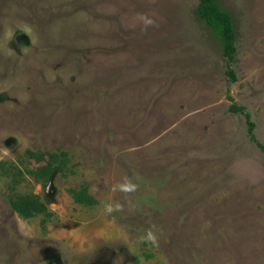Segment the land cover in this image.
Segmentation results:
<instances>
[{
  "label": "rangeland",
  "instance_id": "rangeland-1",
  "mask_svg": "<svg viewBox=\"0 0 264 264\" xmlns=\"http://www.w3.org/2000/svg\"><path fill=\"white\" fill-rule=\"evenodd\" d=\"M216 1L235 82L199 0H0V264H264V0Z\"/></svg>",
  "mask_w": 264,
  "mask_h": 264
},
{
  "label": "trees",
  "instance_id": "trees-1",
  "mask_svg": "<svg viewBox=\"0 0 264 264\" xmlns=\"http://www.w3.org/2000/svg\"><path fill=\"white\" fill-rule=\"evenodd\" d=\"M197 16L199 20L206 24V26L211 30L214 36L218 39L220 43V50L222 55L227 59V73L231 80L235 82L237 76L235 71L231 68L237 55V34L235 30V25L232 20L231 15L223 10L216 0H199L197 9ZM231 112L243 113L244 108L239 106H231ZM248 124H249V134L253 141L255 124L250 121V115L245 114ZM260 145V144H259ZM261 146V145H260ZM264 149V147H263ZM29 154L34 157L31 151ZM46 155L41 154L37 156L39 162L45 161ZM48 159L46 164L39 167L36 170H31L30 173L33 174L37 182H41L43 187L46 186L50 177L53 173L59 172L64 173L67 170V156L64 154L63 158L59 155L50 153L47 155ZM76 203L80 205H85L87 207H93L97 204V200L88 193V188L84 187L77 192H73ZM11 207L20 214L25 219H31L37 216H47L52 217V213L48 210L47 205L41 201L37 195H19L10 201Z\"/></svg>",
  "mask_w": 264,
  "mask_h": 264
},
{
  "label": "clouds",
  "instance_id": "clouds-1",
  "mask_svg": "<svg viewBox=\"0 0 264 264\" xmlns=\"http://www.w3.org/2000/svg\"><path fill=\"white\" fill-rule=\"evenodd\" d=\"M139 20L142 22L144 30L146 31L148 27L155 26V22L153 19L149 18L146 14H139ZM119 190L123 193H133L137 190V185L132 183L131 180H126L124 183L116 185L113 188V191ZM121 210V206L119 204L113 206L112 204H106L104 206V211L107 214H111L113 211ZM143 242L150 243L152 245H157L158 240L157 236L151 231H147L146 234L141 238Z\"/></svg>",
  "mask_w": 264,
  "mask_h": 264
}]
</instances>
